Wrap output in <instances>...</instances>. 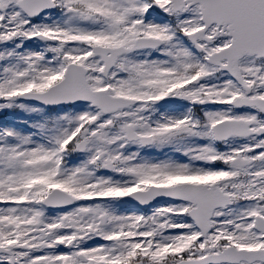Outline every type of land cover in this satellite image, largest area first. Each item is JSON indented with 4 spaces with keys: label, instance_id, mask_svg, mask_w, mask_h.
<instances>
[{
    "label": "snow or ice",
    "instance_id": "1",
    "mask_svg": "<svg viewBox=\"0 0 264 264\" xmlns=\"http://www.w3.org/2000/svg\"><path fill=\"white\" fill-rule=\"evenodd\" d=\"M0 264H264V0H0Z\"/></svg>",
    "mask_w": 264,
    "mask_h": 264
}]
</instances>
